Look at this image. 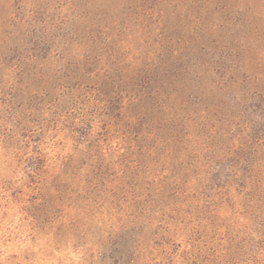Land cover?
<instances>
[{
  "label": "trees",
  "instance_id": "1",
  "mask_svg": "<svg viewBox=\"0 0 264 264\" xmlns=\"http://www.w3.org/2000/svg\"><path fill=\"white\" fill-rule=\"evenodd\" d=\"M82 1L72 5L90 26L70 37L81 55L68 62L79 71L75 85L36 91L39 141L54 131L75 145L48 184L27 176L33 208L49 209L55 237L66 242L53 263L264 264V28L255 23L264 18V0H245V41L214 36L230 14L226 0H111L124 18L104 8L95 24L93 0ZM131 12L146 47L139 56L111 48L133 35L125 19ZM48 52L35 50L30 59ZM126 70L135 81L130 91L115 86ZM217 97L244 106L245 136H217ZM223 139L232 141L224 156H234V191L230 180L219 185L210 175ZM191 172L205 182H188ZM222 210L255 235L244 258L188 248L196 229Z\"/></svg>",
  "mask_w": 264,
  "mask_h": 264
},
{
  "label": "rangeland",
  "instance_id": "2",
  "mask_svg": "<svg viewBox=\"0 0 264 264\" xmlns=\"http://www.w3.org/2000/svg\"><path fill=\"white\" fill-rule=\"evenodd\" d=\"M72 2L73 0H0V264H54L52 258L61 256L58 250L65 249V241L61 242V238L55 237L56 230L48 215L49 209L37 211L33 208L35 203L30 198L32 194L29 189L33 185L27 176L32 174L36 180L42 179L40 182L48 184L51 174L57 172L66 155L74 151L73 141L62 133H46L44 136L47 138L39 141L42 138L40 124L43 115L38 110L40 99L36 92L39 86L57 85L60 86L59 89H64L63 87H72L76 83L73 78L78 76L76 74L79 71L68 66V62L73 58L81 59V55H74L76 46L70 42V37L77 32L76 29L85 32L89 29L90 22L80 20L82 10L75 9ZM81 2L82 5L83 1ZM93 2L96 9L91 23L95 24L96 12L104 8L119 20L124 18L120 8H116L111 0ZM226 2L230 7V14H225L226 18L221 19L225 24L219 27L214 36L219 41L243 37L242 41H245V0ZM132 13L129 15L130 20L128 17L125 19L129 25L127 32L133 35H124L123 41L119 40L120 44L112 45L111 48H117L120 53L123 52L121 49L128 48L139 56L146 47L140 36L136 38L134 35L137 29L130 24L134 20ZM255 23L261 29L264 28L263 17L257 18ZM99 41L100 39L95 43L98 48ZM44 48L49 50L47 54L30 59L35 50L45 51ZM41 75L45 78L40 79ZM118 77L119 79H115V86L124 91H130L135 85L134 79H130L132 72L123 71ZM217 101L221 106L218 115L223 119L217 136H245L244 106L228 104L219 97L214 102ZM129 108L133 114L138 110L132 105ZM225 146L232 147V141L222 140L216 159V167L219 169L210 175L216 174V183L219 185L227 178L230 180L227 187L233 186V190L236 184L233 177L235 173L229 168L228 159L232 160L234 156L225 158ZM82 151L83 154L86 152ZM44 155L50 158L47 163L40 161V157L44 158ZM220 165L223 167H218ZM53 170L56 171L51 172ZM193 176L191 172L188 182L199 186L205 182H195ZM19 191L22 193H18ZM232 196L234 203L239 206L240 195L235 191ZM222 212L214 223H203L196 229L192 245H188V248L202 255L224 252L244 258L246 246L251 244L250 239L255 235L248 234V230L237 222L238 219L231 210Z\"/></svg>",
  "mask_w": 264,
  "mask_h": 264
}]
</instances>
